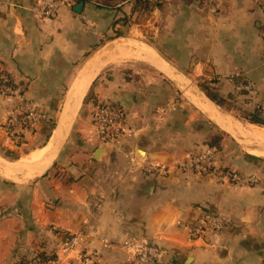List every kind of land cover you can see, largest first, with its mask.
<instances>
[{
  "label": "crops",
  "instance_id": "1",
  "mask_svg": "<svg viewBox=\"0 0 264 264\" xmlns=\"http://www.w3.org/2000/svg\"><path fill=\"white\" fill-rule=\"evenodd\" d=\"M138 1L57 0L47 18L40 0H0V68L46 116L14 142L3 125L18 100L0 98V157L29 165L0 172V264L41 253L82 264L79 252L60 253L75 234L99 264H132L146 244L163 251V264H264V158L245 149L247 129L264 127L244 118L264 112V0ZM240 81L257 97L238 93ZM203 85L234 97L236 111L210 101ZM100 102L126 115L117 142L97 134ZM208 148L254 183L177 167ZM202 215L225 228L192 240Z\"/></svg>",
  "mask_w": 264,
  "mask_h": 264
},
{
  "label": "built area",
  "instance_id": "2",
  "mask_svg": "<svg viewBox=\"0 0 264 264\" xmlns=\"http://www.w3.org/2000/svg\"><path fill=\"white\" fill-rule=\"evenodd\" d=\"M41 15L52 18L57 14V0H40ZM238 93H247L251 98L257 97V91L250 82L240 81L236 85ZM0 98H15L18 105L10 112L5 121L4 130L9 139L21 143L26 136L34 133L38 126L46 119L43 113L35 110L24 98V95L12 84L9 76L0 68ZM264 111V107H263ZM126 115L123 109L114 104L100 102L94 111V124L97 134L104 143L117 142L124 134ZM217 149L208 148L206 151L192 156L185 163L177 167L184 173H192L199 176L211 177L219 183H232L238 186L251 185L254 178H245L233 170L222 168L218 165L216 155ZM159 168L153 170L159 171ZM225 228V223L216 216L202 215L198 225L190 230V239L196 240L208 233H217ZM61 245L60 253L69 256L71 253L79 252V260L82 264H99L96 252H85L80 250L86 243L87 238L82 234L66 236ZM132 246V244H126ZM164 253L158 248L141 246L131 259L132 264H163ZM60 256L55 258L51 264H57Z\"/></svg>",
  "mask_w": 264,
  "mask_h": 264
},
{
  "label": "trees",
  "instance_id": "3",
  "mask_svg": "<svg viewBox=\"0 0 264 264\" xmlns=\"http://www.w3.org/2000/svg\"><path fill=\"white\" fill-rule=\"evenodd\" d=\"M83 0H81L82 2ZM139 3H141L142 5H144L145 1L144 0H139ZM103 5L109 6L111 7L112 4L110 2H105L103 3ZM203 89L206 92L207 96L215 103L217 104L219 107H221L222 109L226 110V111H236V100L234 97H221L215 89L207 86V85H203ZM244 118L251 124L253 125H257V126H261L264 127V115L261 114V111H259V109L257 108L254 112L252 113H248L244 116ZM220 142H221V138L218 136H214L210 143L209 146L210 147H215L218 150L220 149ZM252 185V184H251ZM54 256H50L47 255L45 253H41L36 259L32 260V262H27L25 260H23L21 262V264H32L34 263V261H36L37 263H45V262H50L52 260H54Z\"/></svg>",
  "mask_w": 264,
  "mask_h": 264
},
{
  "label": "water",
  "instance_id": "4",
  "mask_svg": "<svg viewBox=\"0 0 264 264\" xmlns=\"http://www.w3.org/2000/svg\"><path fill=\"white\" fill-rule=\"evenodd\" d=\"M83 7H84V3H80V4H78L77 6L74 7V11L77 12V13H81L82 10H83ZM208 99L210 101H212L209 97H208ZM249 142H247V144H249ZM256 142L261 144V145H264V140H260V139L257 138ZM101 152H102V150H100L98 152V154H100ZM0 165L2 166V168L4 170L17 171V172H20L22 170H25V169L29 168V165H27V164L9 162V161H6L5 159L1 158V157H0Z\"/></svg>",
  "mask_w": 264,
  "mask_h": 264
},
{
  "label": "bare ground",
  "instance_id": "5",
  "mask_svg": "<svg viewBox=\"0 0 264 264\" xmlns=\"http://www.w3.org/2000/svg\"><path fill=\"white\" fill-rule=\"evenodd\" d=\"M130 52V51H129ZM121 61V60H120ZM241 124V123H240ZM249 126V125H248ZM239 128V127H238ZM243 129V127H242ZM240 130V129H239ZM244 130V129H243ZM246 130V129H245ZM249 131V133H251V135L253 136H256L258 139L260 140H264V129H260V128H256V127H251V128H248L247 129ZM246 134V132L244 133ZM246 136V135H245ZM248 137V136H247ZM251 138V137H250ZM254 139V138H253ZM247 150H252V149H247ZM38 151V150H37ZM47 151V150H46ZM40 152V151H39ZM37 153V154H33V156H31L30 158V161L29 162H32L33 161H36L38 160L40 157H41V154L40 153ZM251 155V153H249ZM254 155H257L259 157H264V152H259V151H254L253 152Z\"/></svg>",
  "mask_w": 264,
  "mask_h": 264
},
{
  "label": "rangeland",
  "instance_id": "6",
  "mask_svg": "<svg viewBox=\"0 0 264 264\" xmlns=\"http://www.w3.org/2000/svg\"><path fill=\"white\" fill-rule=\"evenodd\" d=\"M249 98H251V97H249ZM254 98H256V97H253L252 99H254ZM258 109H259V111H261V113H263L262 115H264V112H262V107H258ZM236 116L238 117V116H241V115L240 114H236ZM241 117H243V115ZM249 128H251V127H249ZM250 136L252 138H251L250 142L247 141V142H249V144H248V146L245 147V149L246 150L247 149H252V150H247V152H250L251 154H253L254 151L264 152V145H261V144L256 142V139H257L256 136H253V135H250ZM261 158H264V157H261ZM25 159H27V158H25ZM1 167L2 166L0 165V172H4L3 168H1ZM226 183H229V182H226ZM253 183H254V181L251 184H253Z\"/></svg>",
  "mask_w": 264,
  "mask_h": 264
}]
</instances>
